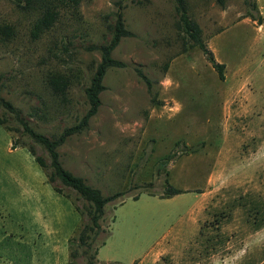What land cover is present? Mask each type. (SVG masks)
I'll return each mask as SVG.
<instances>
[{
    "label": "rangeland",
    "instance_id": "rangeland-1",
    "mask_svg": "<svg viewBox=\"0 0 264 264\" xmlns=\"http://www.w3.org/2000/svg\"><path fill=\"white\" fill-rule=\"evenodd\" d=\"M185 1L224 63L223 79L197 46L182 49L174 0H81L37 37L35 12L23 0H0V29H11L0 34V96L45 134L85 111L83 88L100 58L89 44L104 40L114 11L132 31L111 51L123 65L106 69L96 112L57 146L64 168L103 194H124L104 205L84 254L75 206L83 211L86 202L55 192L27 147L12 146L20 134L0 124V264H68L71 250L73 264H84L106 230L105 241L119 238L128 223L136 227L128 237H142L140 254L165 248L144 264H264V0ZM54 73L68 79L62 95L46 82ZM2 116L15 124L0 106ZM166 181L188 191L160 196ZM122 257L109 249L96 264H126Z\"/></svg>",
    "mask_w": 264,
    "mask_h": 264
},
{
    "label": "trees",
    "instance_id": "trees-1",
    "mask_svg": "<svg viewBox=\"0 0 264 264\" xmlns=\"http://www.w3.org/2000/svg\"><path fill=\"white\" fill-rule=\"evenodd\" d=\"M215 1L220 5H224L225 2V0ZM80 2L81 0H23V4L21 5L27 11L35 12L30 28V34L33 37H37L40 32L48 29L54 23L61 9L66 8L75 11ZM174 2V8L179 17L180 26L186 34L182 49L184 50L187 47L197 46L202 51L211 67L215 70L217 77L223 79L224 63L217 61L214 58L212 51L201 38L199 25L195 20L188 17L186 13V1L174 0ZM251 6L255 8L254 3H252ZM250 17L259 20V16L253 15L252 13H250ZM4 27L5 28L0 29V34L3 33L7 36L11 32V29L6 25ZM129 34H132V31L125 27L122 12L120 10L114 11L113 18L105 25L104 40L97 44H89L90 47L97 48L100 51V58L93 66L88 77V83L83 88L87 107L74 123L63 126L57 133L45 134L34 130L28 121L31 114H26L20 107L14 106L10 101L0 96V106L8 112L9 118L15 123L13 126L5 124L6 117L2 116L0 117V124H4L6 129L16 130L18 134H20V136H14L12 138V146L24 145L27 147L28 152L32 155L34 160L43 168L46 174V179L55 192L68 197L66 190H72L77 194V197L86 202L83 206V211L80 210L77 205L75 206L82 215L78 237L79 240L85 244V247L82 249L84 254L87 253L90 245V243L87 242V239L101 230L99 219L104 215V205L118 196L123 195L125 191L116 190L108 194H103L98 187L88 184L82 176L74 174L63 167L59 159L57 146L61 144L68 135L81 131L87 125L90 116L96 112L100 103L99 93L104 88L102 78L106 69L110 66L123 65V62L112 57L111 51L117 45L122 36ZM166 65L167 63L164 64V67ZM136 73L145 82L149 91V78L140 69H136ZM46 82L54 94L61 95L65 92L68 85V79L60 73L48 75ZM1 83L2 74L0 73V87ZM23 136H26L27 139L21 140V137ZM34 143L41 147L42 151L46 154L47 159L35 151L33 146ZM145 191L148 194H153L148 192L147 189H145ZM182 191L185 190L166 181L165 186L160 192V196L167 197ZM137 196V194H133L131 197L137 198ZM107 234L108 230H106L105 236ZM105 236L98 244L103 243ZM96 247L90 256L84 257V264L94 263ZM73 254L74 252L71 250L69 252L70 259L68 260V264H73ZM132 264L138 263L134 261Z\"/></svg>",
    "mask_w": 264,
    "mask_h": 264
},
{
    "label": "crops",
    "instance_id": "crops-1",
    "mask_svg": "<svg viewBox=\"0 0 264 264\" xmlns=\"http://www.w3.org/2000/svg\"><path fill=\"white\" fill-rule=\"evenodd\" d=\"M182 189L185 190L184 188ZM198 193L199 191L196 190L194 194V198H195L194 203L191 206V209L193 210L194 214H197V210L200 203ZM128 224H126L124 226L123 231H121L120 233L121 237L118 238L116 236L115 238H110L109 240L106 241L104 239L103 243L97 245L96 253H95V261L93 264H96L99 261L100 253H105V251L107 252L109 249L113 250L114 254H119V251H121V253L123 254L122 259L126 262V264H132L134 261L137 262L138 264L150 263V262H154L158 258L159 253H161L165 248L162 250L155 251V253H153L150 257H148L146 253L140 254L138 247L142 240V237L139 238L138 236H136L133 239L129 238L128 235L130 234L132 228H134L135 226H128ZM141 232L143 233L142 235H144L146 231H141Z\"/></svg>",
    "mask_w": 264,
    "mask_h": 264
}]
</instances>
